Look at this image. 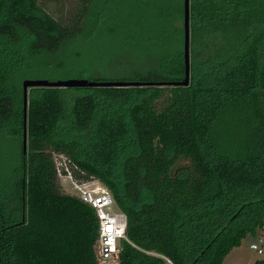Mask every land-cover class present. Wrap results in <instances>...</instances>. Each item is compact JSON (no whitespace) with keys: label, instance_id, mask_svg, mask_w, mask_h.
Returning <instances> with one entry per match:
<instances>
[{"label":"trees","instance_id":"16d2710c","mask_svg":"<svg viewBox=\"0 0 264 264\" xmlns=\"http://www.w3.org/2000/svg\"><path fill=\"white\" fill-rule=\"evenodd\" d=\"M184 15V0H0V264H99L69 175L126 215L119 264H224L261 236L264 0H190V83L157 86L185 79ZM90 24L104 52L71 50ZM87 78L153 85L31 88L25 155L23 81Z\"/></svg>","mask_w":264,"mask_h":264},{"label":"built area","instance_id":"2783aa9c","mask_svg":"<svg viewBox=\"0 0 264 264\" xmlns=\"http://www.w3.org/2000/svg\"><path fill=\"white\" fill-rule=\"evenodd\" d=\"M70 178L73 181L77 195L96 209L100 222V233L96 246L99 264H119L122 250L121 240H128L126 215L115 211L114 198L107 188L90 189L89 186L97 181L78 183L72 176ZM251 249L257 251L259 255L264 253L257 244L251 245Z\"/></svg>","mask_w":264,"mask_h":264},{"label":"water","instance_id":"95a60500","mask_svg":"<svg viewBox=\"0 0 264 264\" xmlns=\"http://www.w3.org/2000/svg\"><path fill=\"white\" fill-rule=\"evenodd\" d=\"M184 63H185V79L179 82H163L157 83V86H188L190 83V72H191V57H190V41H191V29H190V0H184ZM23 95H24V121H25V132L23 140L24 154H27L28 148V135H27V116H28V99L29 90L37 87H106V88H120V87H136V86H147L153 85L152 83H142L137 81H90L88 79H68V80H57L49 81L47 79H26L22 83Z\"/></svg>","mask_w":264,"mask_h":264},{"label":"rangeland","instance_id":"374dc122","mask_svg":"<svg viewBox=\"0 0 264 264\" xmlns=\"http://www.w3.org/2000/svg\"><path fill=\"white\" fill-rule=\"evenodd\" d=\"M94 32L95 30L92 31V25L90 24L87 27L85 33L82 34L79 37V39L76 40V42H74L70 46V49L75 51H80L82 55H87L88 53H92V52H98L99 50L104 52V50L102 49V46L103 45L105 46L103 39H101V41H98L97 42L98 44L95 42L92 43V41L96 38V34H97ZM107 51H109V48ZM122 63L123 62L121 61V64ZM109 77H113V76H109ZM60 78L63 77L59 76L58 74L49 76V79L52 80H56ZM95 78H101V77H95ZM103 78L107 79L108 77L103 76ZM23 109H24V102H23ZM61 185L66 193L77 195V191L74 188L73 181L70 178V176H61ZM89 187L90 189L106 188L99 181L93 183ZM254 244H257L264 252V230L262 231L261 236L258 237L257 239L255 238L245 239L241 247L236 248L231 252V254L226 258L224 264H254L257 260H264V253L259 255L257 251L251 249V245Z\"/></svg>","mask_w":264,"mask_h":264}]
</instances>
